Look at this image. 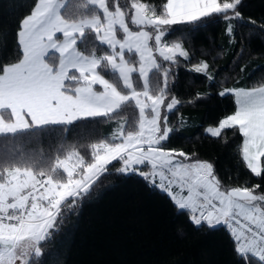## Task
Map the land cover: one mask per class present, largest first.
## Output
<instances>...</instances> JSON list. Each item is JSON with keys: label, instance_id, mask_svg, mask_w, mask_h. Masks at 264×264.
Here are the masks:
<instances>
[{"label": "snow or ice", "instance_id": "1", "mask_svg": "<svg viewBox=\"0 0 264 264\" xmlns=\"http://www.w3.org/2000/svg\"><path fill=\"white\" fill-rule=\"evenodd\" d=\"M244 7V0H31L11 49L0 30V264H66L56 237L105 174L142 180L198 233L226 234L231 264H264V187L226 184L209 160L170 147L186 123L169 120L184 103L173 93L183 63L234 98L235 110L204 131L227 142L230 129L241 161L264 182V75L238 86V75L220 76L209 49L169 39L173 26L191 32L222 18L228 44L240 45L232 63L243 73L237 27L264 36V18L245 16ZM229 79L235 85L225 87ZM211 95L198 91L188 103ZM111 122L110 133L94 134Z\"/></svg>", "mask_w": 264, "mask_h": 264}, {"label": "trees", "instance_id": "2", "mask_svg": "<svg viewBox=\"0 0 264 264\" xmlns=\"http://www.w3.org/2000/svg\"><path fill=\"white\" fill-rule=\"evenodd\" d=\"M144 2L159 5L166 0ZM30 3L31 0H0V30L9 32V49L13 47L18 19L25 14ZM244 4L245 16L257 21L264 18V0H244ZM173 27L179 30L169 39L182 38L191 48L209 49L212 56L217 57L214 63L220 76L238 75V86H251L264 75L258 68L264 66V36L258 31L249 34L247 28L237 27V39L245 48L240 64L246 65L245 72L239 73V66L232 62L240 45L228 44L222 18L191 32L181 25ZM202 58L211 62V56ZM234 67L236 72L232 71ZM174 71L173 93L184 103L169 115V120L177 127L181 117L186 123L172 138L170 147L195 151L200 158L209 160L226 184L248 187L261 184L264 187V182L241 161L237 151L241 142L238 136H233L232 131L226 129L224 132L228 139L225 142L221 137H211L204 131L235 110L234 98L231 95L219 96V85H209L206 78L189 72L183 63ZM234 85L235 79H229L224 86ZM198 91H211L212 95L208 99L188 103ZM128 112L132 114L131 109ZM113 127L115 122L101 123L96 126L94 134H108ZM76 138L75 134L69 136V140ZM47 145L46 139L45 148ZM186 220V217L176 214L166 197L152 191L142 180L124 181L105 174L96 184L92 197L85 200L79 214L69 216L56 237V246L66 264H231V245L226 234L209 236L198 233ZM181 226L184 227L183 234L179 231Z\"/></svg>", "mask_w": 264, "mask_h": 264}]
</instances>
